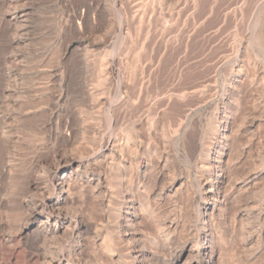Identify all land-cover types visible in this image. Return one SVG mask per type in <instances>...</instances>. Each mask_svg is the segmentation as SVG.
<instances>
[{"label":"rangeland","instance_id":"1","mask_svg":"<svg viewBox=\"0 0 264 264\" xmlns=\"http://www.w3.org/2000/svg\"><path fill=\"white\" fill-rule=\"evenodd\" d=\"M255 34L264 0H0V264H264Z\"/></svg>","mask_w":264,"mask_h":264},{"label":"bare ground","instance_id":"2","mask_svg":"<svg viewBox=\"0 0 264 264\" xmlns=\"http://www.w3.org/2000/svg\"><path fill=\"white\" fill-rule=\"evenodd\" d=\"M255 36H258V34H255ZM259 36H258L259 41L262 42V43L259 42V44H260V46H264V36L261 35V37H263V38H261ZM104 71H105L106 74H109L111 72V71L109 72L108 67H105ZM113 105L114 104L111 103L109 105V107H108V121H109V125H110L111 128L113 127V124H114V121H113L114 118L112 116ZM131 139L136 141V142H138V140H137L138 139V135H136L134 131L132 132L130 130H126V132L124 134V140H125L124 143L127 145V142L131 141ZM115 142H116V138L112 134H110L108 136V138H107V143L106 144H104V142L99 143V148L101 150V151L99 150V152L103 153L106 150H108L109 148L111 150H113ZM120 149L123 150V147H121ZM72 167H73V163L66 164L64 166L59 167L57 169V172H61V173H63V176H65V175L70 174ZM70 175H72V173ZM223 186H224V178H221L220 180H218L215 183L210 185L209 192L211 194H213V193H215V194L217 193L218 194V192H220V190L223 188ZM223 196H224V202H225L229 198L230 195L226 194V195H223ZM59 201H60V199L58 200V203H59ZM129 201H130V205H132V206H134L136 204V201L133 198H130ZM52 204H55V203H52ZM219 204H223V201L221 200V202ZM221 206L222 205H220V207ZM205 209H207V208L205 207ZM210 210L211 209H209L208 211H210ZM211 213H213V212H211ZM59 222H60V219H58V217H56L55 219L54 218H51V219L47 218L45 221L42 222V226L46 230L45 231L46 233H50L51 235H53V234H56L57 232H59L60 229H61V226H60ZM199 238H200V240L202 242V251H203V253H204L205 257H206L202 261L201 264H216V259H215L216 252H215V250H214V248L212 246V242L209 244L208 234L206 232H203V233H201L199 235ZM210 238H211L212 241L214 240L213 236L210 237ZM179 257L180 256L176 255V259H178ZM134 258H135L134 260H136V257H134ZM166 262H167V264H176V260L173 261L172 259H169V261H166ZM186 264H196V263L189 262V263H186Z\"/></svg>","mask_w":264,"mask_h":264}]
</instances>
